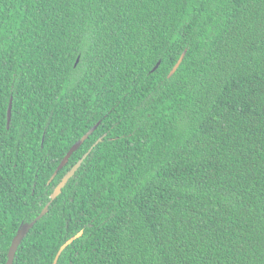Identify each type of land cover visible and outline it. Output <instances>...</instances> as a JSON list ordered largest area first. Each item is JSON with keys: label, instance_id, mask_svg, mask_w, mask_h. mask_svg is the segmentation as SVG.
Instances as JSON below:
<instances>
[{"label": "trees", "instance_id": "obj_1", "mask_svg": "<svg viewBox=\"0 0 264 264\" xmlns=\"http://www.w3.org/2000/svg\"><path fill=\"white\" fill-rule=\"evenodd\" d=\"M92 146L14 264H264V0H0V264Z\"/></svg>", "mask_w": 264, "mask_h": 264}, {"label": "water", "instance_id": "obj_2", "mask_svg": "<svg viewBox=\"0 0 264 264\" xmlns=\"http://www.w3.org/2000/svg\"><path fill=\"white\" fill-rule=\"evenodd\" d=\"M186 54V51H184L180 57V59L178 60L177 64L174 66V68L172 69V71L170 72L169 76H172L176 70L178 69V67L180 66V64L182 63L184 56ZM158 65L155 67L157 68ZM12 107H13V97L11 98V102L9 105V109H8V126L10 125L11 119H12ZM97 128V125H95L92 129H90L79 141H77L68 151L67 155L64 157V159L61 161L60 165L58 166V169L54 172V174L51 176L50 180L48 181V184H50L52 182V180L57 176L58 171L61 170L62 168H64L66 166V164L68 163L70 157L72 156V154L83 144V142L89 137V135ZM101 140V139H99ZM98 140V141H99ZM97 141V142H98ZM96 142V143H97ZM95 143V144H96ZM95 144L93 146H95ZM93 146L89 149L88 152H86L83 157L64 175V177L62 178V180L58 183V185L54 188L53 192L50 195V201L48 202V204L45 206V208L42 210V212L31 222H26L23 223L20 228L17 231V234L15 235V237L13 238V241L10 245L9 248V252H8V260L6 264H14V260H15V256L16 253L18 251V248L21 244V242L23 241V239L25 238V236L29 233V231L35 226V224L41 219L43 218L49 211V207L51 205V203L62 193L63 188L67 185L68 181L70 180L71 177L74 176V174L77 172V170L80 168V166L82 165L83 161L87 158V156L89 155V153L91 152ZM83 234V231H81L80 233H78L76 236L71 237L68 241H66L62 247L60 248V250L58 251V254L56 255L55 261L53 264H57L62 252L65 250V248L67 246H69L70 244H72L74 242V240H76L77 238H79L81 235Z\"/></svg>", "mask_w": 264, "mask_h": 264}]
</instances>
